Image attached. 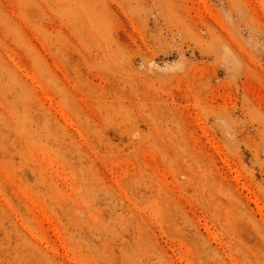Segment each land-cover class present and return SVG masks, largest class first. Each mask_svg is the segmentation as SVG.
I'll return each mask as SVG.
<instances>
[{"label":"rangeland","instance_id":"rangeland-1","mask_svg":"<svg viewBox=\"0 0 264 264\" xmlns=\"http://www.w3.org/2000/svg\"><path fill=\"white\" fill-rule=\"evenodd\" d=\"M0 264H264V0H0Z\"/></svg>","mask_w":264,"mask_h":264}]
</instances>
